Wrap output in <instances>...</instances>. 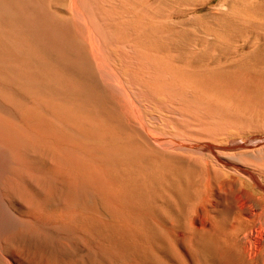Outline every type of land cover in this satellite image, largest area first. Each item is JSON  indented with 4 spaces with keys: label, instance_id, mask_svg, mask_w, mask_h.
Instances as JSON below:
<instances>
[{
    "label": "rangeland",
    "instance_id": "rangeland-1",
    "mask_svg": "<svg viewBox=\"0 0 264 264\" xmlns=\"http://www.w3.org/2000/svg\"><path fill=\"white\" fill-rule=\"evenodd\" d=\"M9 1L27 5L31 13L38 7L33 0ZM80 1L82 0H76V4L83 13L82 17L88 15L87 20H95L97 23L88 21L85 24H95L93 27L96 31L93 27L90 28L94 29V33L98 30L100 36L102 35L101 55L95 54L96 51L92 52L88 43L86 45L87 56H94V59H90L95 72H90V77L77 68L76 62L74 66V59L78 56L70 44L65 43L63 47L69 50L70 55L75 56L61 57L42 42L22 34L14 26L8 25L10 23L0 19V113L16 120L25 119L55 140L82 149L85 155L94 160L95 165L115 177L117 195L121 198L126 214L106 207L103 202H100L102 205L99 206V201L94 204V201L89 203V200L82 198L80 201L84 202V205L87 203L86 209L94 204L87 209H92L93 214L87 210H83L85 213L81 210L83 214L75 210L74 214L68 217L66 204L72 198L69 176L64 171L63 174L60 172L62 175L53 174L54 156L43 150L42 152L29 148L30 151L24 147L19 150L2 145L5 151H1L4 149L0 146V156L5 155L9 163L3 168L7 172L0 177V218H6L8 224L6 231L0 235V264H264V232L258 228L259 221L264 218V213L260 212L261 208L254 209L255 215V212L249 214L251 220L249 215L244 214L242 218L237 216L225 198L213 196L212 201L208 200L200 164L193 163L187 156L183 158L179 154L164 153L140 141L120 108L115 105L117 92L105 86L100 72L96 70L99 62H94L99 57L110 65L114 62L119 65L122 61L127 63L129 59L124 62L123 58H127L129 53L124 51L122 41L129 39L133 44L138 42L146 47L142 49H146L147 53L151 51L150 55L170 59L181 73L184 71L183 74L198 82L202 90L206 89L205 92L208 90L207 93H215L218 96L221 93L223 99L230 95L231 98L226 99L227 101L224 99L225 103L229 102L233 95L234 98L236 95L237 98L242 97V100H238L239 103L237 98H233L232 102L237 103H234L237 107L243 103L239 110H243L245 106L243 115L245 109L249 110L245 114L246 117L256 114L259 118L249 116V120L241 115L246 118L241 119L239 115L241 120L234 119L230 126H237H234L235 129L229 127V130H236L234 132L239 135L234 141L255 140L261 137L264 139L263 133L262 136L261 133L248 135L252 127L255 129L261 126L264 120L260 115L264 112V0H83L86 2V8L92 10L93 14L90 10H84V3ZM72 2L49 0L45 10L59 25H65L66 21L75 30L79 28L80 33L81 28H84L82 35L86 39L89 33L83 24L85 20L81 15L74 13ZM67 7L70 8L69 11ZM137 13L140 14L135 15ZM68 15L71 17H67ZM139 24H142L141 27ZM103 25L107 28H103ZM83 32L88 33L87 36ZM87 39L90 42V38ZM132 52L136 53V50L131 51V54ZM195 59L197 60L194 61ZM129 61L128 68L123 66L126 75L137 69L135 64ZM129 64H132L131 68ZM156 104L154 101L146 108L150 122L157 128L168 127L171 133H179L181 124H172L173 120L180 121L175 119L177 115L165 111L168 112L167 116L156 117L154 114H159L156 109H160ZM170 115L174 119H169ZM155 117L157 120H154ZM167 118L169 121L163 122ZM243 122L245 126L240 127ZM240 150L237 148V151ZM247 155L246 160L251 158L255 161V158ZM259 177L262 178V175ZM252 182L247 178L243 187L253 193L260 192L262 189ZM74 215L75 219H71ZM11 217L15 222L13 218L10 220ZM244 220L243 225L240 222L242 227H236L238 221ZM10 226L12 228H8V231L7 227ZM253 232L254 235L251 234ZM253 236H257V239ZM255 240L256 242H253ZM253 243L258 246L256 249ZM252 248L255 250L250 251Z\"/></svg>",
    "mask_w": 264,
    "mask_h": 264
},
{
    "label": "bare ground",
    "instance_id": "bare-ground-1",
    "mask_svg": "<svg viewBox=\"0 0 264 264\" xmlns=\"http://www.w3.org/2000/svg\"><path fill=\"white\" fill-rule=\"evenodd\" d=\"M70 1H73L72 2V7H73L72 10H74V13L76 12V14L78 16L81 15V17H82L83 13H82V11L79 10L78 5L76 4V0H70ZM33 2H35L36 5L38 6V7H36V9L38 11L32 10L33 13H31L30 10L27 9V5H25L23 3H19L17 1L0 0V19L7 21V23H10L8 25L14 26L15 29L20 30L22 32V34H26V35L30 36L31 38L38 40L40 43L42 42L52 52H55L57 55H59L61 57H69L70 58L73 56V54H71L72 56L69 54V50H66V48L63 47L65 43L70 44L71 47L73 48V50L75 51L76 55L78 56L76 60L74 59V66H75V62H76L77 68L80 69L82 72H84L85 74H87L90 77V72H93V73L95 72V71H93V69H94L93 63L90 59L91 57L93 58L94 56H92L91 52H89L91 54V55H89L90 57L87 56V46H86L87 43H88V45L91 46L92 52L96 51L95 54L101 55L103 53L101 51V48H100V46H101L100 39H101L102 35L100 36L98 30H97V33H94L93 30L95 29L94 28L95 24L94 25L90 24L92 26H88L89 25V23H88V25H86L85 23L90 21V19H88V20L86 19V17L88 15L86 17H82L85 20V22H83V24L86 25L85 27L87 28L88 33H89V34L86 33L87 32L86 31L85 32L86 34L84 32H83V34H85V36H87V34H88L87 38H90V42H89V40L87 38L86 39L83 38L82 31L84 28L83 29L81 28L82 31L80 33L79 28L77 30H75V28L73 26H71L68 22L65 21V25H59L57 22H55L51 18L48 11L45 10L46 9L45 6L47 5V2H49V0H33ZM137 2H138V0H137ZM80 3L83 4L84 1L82 0V1H80ZM80 3H78V4H80ZM114 3H116V2H114ZM120 3H122V2H120ZM133 3H135V1ZM84 4L86 5V2ZM84 4H83V8L85 7L84 10L87 9V12H88V10H90V9L86 8L87 5L85 6ZM126 4H127V2H126ZM128 4H130V2ZM262 4H263V2H262ZM252 5H254V4H252ZM111 6H113V5H111ZM114 6H116V5H114ZM70 7H71V5H70ZM80 7H82V6H80ZM119 7H121V6H119ZM67 8H66V10H67ZM147 8H149V7H147ZM257 8H259V7H257ZM69 9L70 8H68V11H69ZM98 9H99V7H98ZM112 9H114V8H112ZM101 10H100V12H101ZM121 11L123 12V9ZM90 12L92 13V10H90ZM95 12H97V11L95 10ZM220 12L222 13V10ZM67 13H69V12H67ZM138 14H140V13H137L135 15H138ZM61 15H63V14H61ZM72 15H74V14H72ZM106 16H107V14H106ZM63 17H65V16H63ZM67 17H71V16L68 15ZM89 17H90V14H89ZM126 17H127V15H126ZM82 18H80V19H82ZM73 20H75V19L73 18ZM84 20H82V21H84ZM69 21H71V19ZM94 21L95 20H92L90 22L93 23ZM109 21H111V20H109ZM262 21H264V19ZM152 22H154V21H152ZM95 23H96V21H95ZM109 23H111V22H109ZM124 23H126V22H124ZM131 23H133V22H131ZM150 23H151V21H150ZM163 23H164V21H163ZM78 24H80V23H78ZM104 24H105V22H104ZM128 25H130V24H128ZM139 25L141 27L142 24H139ZM97 26L99 27L100 25H97ZM106 26L109 27L108 24H106ZM151 26H153V25L151 24ZM80 27H82V26H80ZM90 27H93L94 29L92 30V28H90ZM105 27L103 25V28H105ZM199 27H201V26H199ZM123 28H125V27H123ZM155 29L157 30V28H155ZM95 31H96V29H95ZM164 31H162V32H164ZM145 32H147V31H145ZM112 33H114V32H112ZM149 34H151V33H149ZM112 36L115 37V35H113V34H112ZM103 37H105V36H103ZM105 40H106V38H105ZM101 42H102V39H101ZM121 45L124 48V51L129 53L128 54L129 56L127 58L126 57H124V58L121 57V58H123L124 62L129 59L130 61L129 60L128 61L130 63H134L135 67L137 69L132 70L131 73H127V75H126V73H124V72H126V70H125V68H123V66H125V65L127 66L128 61H127V63H123V61L121 60L122 63H119V65H118V63H115V62L110 65V64H108V62L106 63V61H104L102 58L99 59V57H97L94 60V62H97V63L99 62L97 64L98 66L96 65V63H94V64L97 66V67L95 66L96 70L98 72H100L99 74H100L101 78L103 79L105 86H109V88L112 89L111 91L117 92V95H116L117 98L115 97L116 98L115 99L113 97L115 99V102H116L115 105H117L120 108V111L122 112L124 118L126 120H128V123L131 125V129H133L132 131H134V133L136 134L138 139L144 143H147L148 147L150 146L151 148H153L152 146H154V148L155 147H156V149L158 148L161 152L168 153V154L174 153V155L179 154L181 157L183 156V158L185 156H187L188 158H191L192 161H194L193 163L197 162V164H200L202 166L203 176L205 178L204 181L206 182L204 191H206V197L208 198V200L210 199L212 201L213 196L214 197L215 196L216 197H222V198L227 199L230 202V204H229L230 208L237 214V216H239L241 218L243 217L244 214L248 216L249 214H252L255 212L254 213V215H255L256 211H254V209L257 207L258 208L256 210H258L260 207L261 208L260 212L264 213V139H263V137H261V138L255 139V140L251 139V140H247V141L243 140V141L236 142L234 140H235V138H237L239 136L238 133L234 132L236 130H229V127L234 128V126H235V124H234V126H230L232 121H234V119L236 120L241 115L245 116V114L249 112L248 109H247L248 111L245 109V113L243 115L242 111L244 110V107H245L244 105H243L244 107L242 108L243 110H239V107H241V105L243 103L239 104L238 105L239 107L236 106L237 103H239L238 100L240 98L242 100V97L239 96L240 98H237L238 95H236L237 103L234 102L236 105L232 102L234 95H233V98L231 100H229V102L225 103L227 101L226 99L231 98V97H229L230 96L229 94H228L229 96L225 95L227 98H224L226 100V101H224V99L222 98L223 96H221L222 95L221 93H220V96H218V94H215V93H211V92L207 93L208 90L205 92L204 90H206V89L202 90L201 89L202 87H200L201 85L198 82H196L192 79H189L188 75L183 74L184 71H183V73H181V71L178 70V68L175 67L174 64H172L170 59L167 60L164 58H160L157 55H153V54L150 55L151 51L149 52L148 49H147V51H148L149 55H147L148 53L146 52V49H142L145 46L143 47V45H141L138 42H135L133 44L132 42H130L129 39L122 41ZM134 50H136V53L132 52L133 54H131V51H134ZM249 51H251V50H249ZM126 52H125V54H126ZM145 53H147V54H145ZM93 55H94V53H93ZM196 56H197V54H196ZM163 57H165V56H163ZM198 57H196V58H198ZM250 59H251V57H250ZM196 60L197 59H195L194 61H196ZM189 62H190V60H189ZM131 65H130V68L132 67ZM183 66L185 67V65H183ZM127 68H128V66H127ZM259 70L260 69H258V71ZM188 72H189V70H188ZM192 73L194 74V72H192ZM261 73L259 75H261ZM201 74L204 75V73H201ZM201 74H200V77H201ZM219 74H221L220 71H219ZM92 76H94V75L92 74ZM193 77H194V75H193ZM219 78H221V76ZM229 81H230V79H229ZM91 82H92V84H94L93 80ZM231 82H233V81H231ZM222 88H223V86H222ZM214 89H215V87H214ZM101 93H102V91H101ZM236 98H234V99H236ZM246 100L247 99H245V102H246ZM154 101H155V104L157 102L156 105H158L160 107V109H156L157 111L159 110V114H154L156 117H158V116L163 117L164 115L168 114V112L171 115H173V114H174V116L177 115V117L175 119L178 118L181 122L178 120H175V121L173 120L172 124L175 125L174 122L181 124V125L178 124V125H180L179 126L180 127L179 133L178 132L176 134L171 133V131H168V129H167L168 127L166 128V127L162 126V128L161 127L157 128L156 126H154V124L152 122H150V120H149L150 117L148 118L147 114H146V108H149L150 105ZM221 101H224V103ZM220 103H222V104H220ZM249 105L250 104H248V106ZM38 111H39V109H38ZM165 111H168V112L165 113ZM251 111H253V110H251ZM255 113H257V112H255ZM263 113H264L263 111L260 113V115H262V117H264ZM250 114H251V112H250ZM52 115H54V114L52 113ZM171 115H170L169 119H174V118H171ZM33 116L35 117V115H33ZM249 116H252V115H249ZM249 116L247 115L248 118L246 116L245 117L247 119L251 120L249 118ZM255 116H257V115L255 114ZM255 116H252L251 118H253ZM245 117H242L241 119H243ZM159 119L161 120L160 117H159ZM154 120H157V118ZM167 120H168V118L166 120H163V122L164 121L167 122ZM246 121H248V120H244V122H246ZM170 122H172V121H170ZM244 122H243V125L240 124L241 125L240 127L245 126ZM256 122H258V121L256 120ZM78 124H80V122ZM91 124H93V122ZM178 125L176 124L175 126H178ZM77 126H79V125H77ZM157 126L159 127V125H157ZM175 126H173V127H175ZM253 128L254 127H252V129ZM242 129L243 128H241V130ZM252 129H251V131L249 130L250 132L247 131V132H249L248 135H250V134H252V135L253 134H259L260 135V133H261V136H262V133L264 134V120H263V124L261 126L259 125V127H257V128L255 127V129H253V130ZM172 130H174V129L172 128ZM241 132H239V133H241ZM247 132H246V135H247ZM241 137H243V136H241ZM242 139H244V138H242ZM99 140L102 141L101 139H99ZM246 142H248V143H246ZM101 144H102V142H101ZM103 144H105V143H103ZM2 145H7L10 147H13L14 149H17V148L19 149L20 147H24V148H28V149L33 148L34 150L37 149L38 151L43 150L45 152L52 154V156H54L55 165H54V169H53V174L55 175V174H58L60 172L63 174V171H64L65 174L66 175L68 174V176H69L68 182L71 185V197L72 198H70L71 200L68 201L66 204L68 217L73 215L75 210L81 212V210L83 211V210H87L88 208H91V206H93L95 204V201H99V202H97L98 204L100 202H103L106 204V207L109 206V207L113 208V210H117V212L120 211L119 212L120 214L121 213L124 214L125 208L121 204V198L119 197V195H117L116 181L114 179L115 177L113 178L110 174L104 172L100 166L95 165L94 160L90 159L88 155L84 154V151L82 149L75 147V145L66 144V143L59 142V140L58 141L55 140L54 138H52L50 136V134H48L42 130L36 129L33 125H31L25 119L16 120V119L7 117V116L0 113V146L2 147ZM2 148H0V150ZM237 148L238 149L240 148L241 150L237 151ZM3 149L4 150H1V151H5V147ZM6 150L9 151V149H7V148H6ZM29 150L31 151V149H29ZM207 150H208V153H207ZM135 152H137V151H135ZM9 153L8 154L10 157L11 151ZM247 154L249 156H252L253 158H255V159H253L255 161H252L251 158L246 160L248 157L246 158L245 155H247ZM0 155H2V154H0ZM243 155L245 157H243ZM4 156H0V177L6 171V170H3V168L6 166V164L9 163V162H7V159ZM9 159L11 160V158H9ZM188 163H190V162H188ZM102 164L103 163H101V165ZM49 165H51V164H49ZM51 168H52V166H51ZM107 170H108V168H107ZM230 171H232V172H230ZM61 173L59 175H62ZM10 175H11V172H10ZM261 175H262V178L259 177ZM153 176H155V175H153ZM15 177H16V175H15ZM175 178H176V176H175ZM247 178L251 179L254 182V184H256L262 190L258 193H253L251 191L246 190L247 188L245 189L243 187L244 186L243 183H245V180H247ZM1 181H0V183H1ZM45 187L48 188L49 186H45ZM201 187H204V186H201ZM45 191L46 190H44V192ZM50 192H51V190H50ZM74 196L76 199L74 198ZM2 198H3V196H2ZM82 198H84L85 200L86 199L89 200V203L94 201L93 202L94 204L91 206H88V208L86 209L85 205L87 203L84 205V202L80 201V199H82ZM228 201H226V203ZM79 202H80V204H79ZM100 205H102V204H99V206ZM57 206H58V204H57ZM6 207L7 206H5V208ZM156 208H157V206H156ZM156 208H155V210H156ZM230 208H229V210H230ZM10 210H12V209H10ZM91 210L90 211L87 210V211L90 212V214H91L92 213ZM99 211H100V209H99ZM12 212H13V210H12ZM51 213H53V212H51ZM64 213H65V211H64ZM83 213H85V211H83ZM15 214L16 213H14V215ZM94 214H96V213H94ZM125 214H126V212H125ZM75 215L70 217V218L75 219ZM1 216L2 215H0V217ZM51 216H52V214H51ZM79 216H80V214H79ZM85 216H87V215H85ZM114 216H115V212H114L113 217ZM221 216H223V215H221ZM251 216L253 217V215H251ZM58 217L57 218L54 217V218L58 219ZM12 218L13 217H11V219H10L11 221H12ZM17 218H19V217L17 216ZM247 218H246V222H247ZM249 218H250V215H249ZM262 218H263V216H262ZM3 219L1 220V218H0V235L4 232V230L8 224L6 218L4 220ZM115 219H117V218H115ZM13 221L15 222V219ZM16 221H18V220H16ZM54 221H56V220H54ZM63 221H64V219H63ZM14 222L13 223L11 222V223L16 226V224ZM240 222L243 225V222H245V220L244 221H238V223L236 224V227H238L240 225ZM196 224H197V222H196ZM11 226L7 227L8 231H9L8 228H10V229L12 228ZM128 227H130V226H128ZM136 228H138V227H136ZM258 228L260 229L261 232H264V218L259 221ZM258 228H257V230H258ZM251 234L254 235V232ZM260 234H262V233H260ZM116 235H117V233H116ZM254 238L257 239V236ZM250 240H253V239H250ZM248 242H247V244H248ZM253 242H256V240ZM256 244H259V243H256ZM255 246L256 247H254V248L256 249L258 246L257 245H255ZM261 246L262 245H260V247ZM247 247H248V245H247ZM252 247H253V245H252ZM255 249L252 248V250H250V249L249 250L253 251ZM247 250L248 249H246V251ZM251 253H253V252H251ZM260 254L261 253L259 251V255ZM253 256L257 258V256H255V255H253ZM258 258H259V256H258ZM250 259H252V258H250ZM263 262H264V260H263ZM258 263H259V261H258Z\"/></svg>",
    "mask_w": 264,
    "mask_h": 264
}]
</instances>
